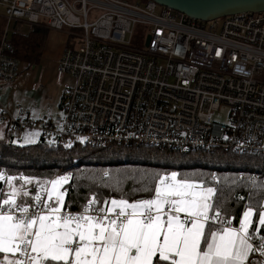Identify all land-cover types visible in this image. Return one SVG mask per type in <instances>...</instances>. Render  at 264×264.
<instances>
[{"label":"built area","instance_id":"2783aa9c","mask_svg":"<svg viewBox=\"0 0 264 264\" xmlns=\"http://www.w3.org/2000/svg\"><path fill=\"white\" fill-rule=\"evenodd\" d=\"M0 5L6 18L0 83L20 72L10 35L25 32L16 21L31 30L41 24L66 30L79 40L65 46L57 62L58 72L73 78L59 114L18 117L0 101V124L10 126L17 140L35 130L46 145L122 143L264 155V10L206 21L152 0H0ZM138 23L146 28L141 50L128 46ZM221 106L228 108L225 123L212 118ZM63 175L69 182L73 178L67 170L44 180ZM246 205L244 198L242 212ZM65 210L79 213L82 207Z\"/></svg>","mask_w":264,"mask_h":264},{"label":"snow or ice","instance_id":"6c2138e0","mask_svg":"<svg viewBox=\"0 0 264 264\" xmlns=\"http://www.w3.org/2000/svg\"><path fill=\"white\" fill-rule=\"evenodd\" d=\"M5 180L0 264H252V254L264 258V205L257 220L246 205L234 227L221 215L220 189L203 180L159 175L154 190L137 189L150 198L131 202L116 180L120 198L101 202L93 193L79 213L65 210L69 175L41 181L0 172Z\"/></svg>","mask_w":264,"mask_h":264},{"label":"trees","instance_id":"16d2710c","mask_svg":"<svg viewBox=\"0 0 264 264\" xmlns=\"http://www.w3.org/2000/svg\"><path fill=\"white\" fill-rule=\"evenodd\" d=\"M46 35L40 25L24 36L13 35L14 56L30 65L35 64L41 57ZM5 135L0 139V172L42 181L70 170L73 178L65 184V207L71 209H80L93 193L101 202L105 198H120L116 180L121 181L119 188L129 201L148 198L151 192L137 189L150 185L154 190V180L171 171L182 179L203 180L220 189L221 215L231 218L234 223L239 221L244 198L254 209V220L258 219L260 206L264 205V187H261L264 185V155L260 153L238 154L217 148L182 152L122 143H110L104 147L77 142L46 145L39 139L36 143L24 145L14 142L13 130L6 129ZM104 172H108L109 177H104ZM252 180L256 181L255 186ZM30 186L33 191L35 184Z\"/></svg>","mask_w":264,"mask_h":264},{"label":"crops","instance_id":"0c3cea01","mask_svg":"<svg viewBox=\"0 0 264 264\" xmlns=\"http://www.w3.org/2000/svg\"><path fill=\"white\" fill-rule=\"evenodd\" d=\"M16 22L18 24L20 23V27L25 33L11 34V38L13 35L24 36L34 29L33 28L31 30L32 26L26 22ZM14 24L15 22L12 23V26ZM5 25L6 18L4 15V10H0V38L5 29ZM65 31L66 30H48L44 49L39 60L32 65L28 64L27 61L19 60L20 72L17 77L11 82L0 83V101L13 115L24 118L27 117L31 119H38L47 115L59 114L61 112V103L64 91L73 82V78L71 76L62 74L57 70V62L61 51L65 46H72L73 44L71 42L75 40L74 38L67 36V31ZM6 129L12 131L10 126L8 127L4 124H0V139L6 136ZM27 132L29 134H33V132H35L36 135L38 134V132L35 130H29L25 133ZM23 137L21 140H23ZM21 144L26 145L33 143L24 142ZM178 178L180 177L178 176ZM0 182L2 183L3 181ZM14 183L17 186H20L21 184V182ZM28 187L31 190V186L29 185ZM63 187L65 189V185ZM7 191L8 187L5 180L4 185L2 184L0 189V192H2V197H4L3 193ZM28 202H31L30 199ZM250 261L252 264H258V261L252 258V256H250Z\"/></svg>","mask_w":264,"mask_h":264},{"label":"water","instance_id":"95a60500","mask_svg":"<svg viewBox=\"0 0 264 264\" xmlns=\"http://www.w3.org/2000/svg\"><path fill=\"white\" fill-rule=\"evenodd\" d=\"M190 17L212 20L242 11L264 10V0H152ZM147 44V41H146ZM2 183L0 182V189Z\"/></svg>","mask_w":264,"mask_h":264},{"label":"rangeland","instance_id":"374dc122","mask_svg":"<svg viewBox=\"0 0 264 264\" xmlns=\"http://www.w3.org/2000/svg\"><path fill=\"white\" fill-rule=\"evenodd\" d=\"M0 10H3L1 5H0ZM40 29H43L45 32H48V30H50L43 24L40 25ZM76 31H79V30L77 29ZM68 36L72 37L71 34H68ZM145 36H146V28H145V26L140 24V23L135 24L134 27H133V31H132L128 46L130 48H132V49H135V50H141L145 46ZM75 38H77V37H75ZM77 41H79V40L75 39L71 43L72 44H74V43L76 44ZM227 115H228V108L226 106H221L217 111H215L213 113L212 118L214 120L218 121V122L225 123L227 121ZM37 140H38V134L36 135L35 132H33V134H29L27 132V133L24 134L23 140L19 141V140H17L15 138L14 142L18 143V144H21V143H24V142L35 143ZM2 198H5V197H1V199Z\"/></svg>","mask_w":264,"mask_h":264}]
</instances>
